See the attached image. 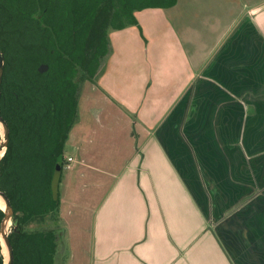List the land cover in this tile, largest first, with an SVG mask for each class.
<instances>
[{
  "label": "crops",
  "instance_id": "obj_1",
  "mask_svg": "<svg viewBox=\"0 0 264 264\" xmlns=\"http://www.w3.org/2000/svg\"><path fill=\"white\" fill-rule=\"evenodd\" d=\"M157 14L183 22L179 40L153 38L170 54L148 64L138 35L150 37ZM134 16L137 27L111 29L109 53L78 90L62 232L71 238L88 209L67 206L74 173L104 186L88 210L90 264H264V0H177ZM186 43L209 49L191 56Z\"/></svg>",
  "mask_w": 264,
  "mask_h": 264
},
{
  "label": "trees",
  "instance_id": "obj_2",
  "mask_svg": "<svg viewBox=\"0 0 264 264\" xmlns=\"http://www.w3.org/2000/svg\"><path fill=\"white\" fill-rule=\"evenodd\" d=\"M176 4L177 0H0V117L9 129L0 158V192L9 200L17 226L8 235L12 264H55L56 230L31 226L44 224L47 217L56 220L65 144L77 117L76 78L92 81L109 53L104 25L97 23L100 9H111L106 25L120 31L137 27L134 12ZM42 64L48 70L38 73ZM3 216L0 209V224ZM3 260L0 247V264Z\"/></svg>",
  "mask_w": 264,
  "mask_h": 264
},
{
  "label": "rangeland",
  "instance_id": "obj_3",
  "mask_svg": "<svg viewBox=\"0 0 264 264\" xmlns=\"http://www.w3.org/2000/svg\"><path fill=\"white\" fill-rule=\"evenodd\" d=\"M144 15H139L138 18H144L145 20V17H147V12L144 11ZM110 13H111V9L108 7V6H103L100 11H99V14H98V18H97V23L98 26H103L104 25V31L105 33L107 34V37L108 38V34L110 33L111 31V28H109L107 25H106V22L107 20L110 18ZM157 15H160L162 17H160L158 19V21H161L163 18L167 20V18H165V14L162 15V14H157ZM143 16V17H142ZM150 19H152V17H150ZM149 19V20H150ZM157 21V23H152L151 26H148V27H151V29H146V26L144 29H146L145 33L146 34H149L150 37L147 38V40L145 39V37L142 35H138L139 36V50L142 51L141 53V56H139V58L137 60H140V57L141 59H143V62L150 64L149 62V59L154 57H158V56H166L169 52L170 54V47L168 45H173L175 46L174 50L176 53L179 52V49L181 46H183L180 42L179 43H169L168 41H166L165 44V47H167V50H166V53L163 52V50H160L161 48H163V46L161 45V43L158 44V42H154V39L155 36H157L158 33H164V32H167L172 35V36H176L177 35H173V33H178L179 32V28H180V24H182V19H174V20H171L169 19L168 21H161L160 23ZM130 33L133 34V32H135V36L137 35V30H129ZM116 35L118 36V31L115 30V32L113 33V35ZM139 34V33H138ZM95 37L96 35L91 34V37ZM211 37H207L209 40H211V38L213 37L212 35H210ZM144 37V39L142 38ZM179 40L180 37H177ZM122 38H119L118 41L117 39L116 40H113V44L114 43H119L121 41ZM129 40H132V43H134L135 41H133V39H130L128 38ZM109 40L110 39H107L108 41V45H109ZM181 40V39H180ZM210 41H207V43H209ZM153 44H155L153 46ZM111 45V44H110ZM179 46V47H177ZM196 47H197V50H196ZM92 48V46H91ZM186 48H187V53L191 56H199V55H202L203 52H207V49H209V45H204V44H195V43H189V45H187L186 43ZM138 50V49H137ZM92 52V49H89V53L91 54ZM177 60H178V57H177ZM173 64H174V59H171L170 60ZM159 62V60H158ZM155 62L152 61V64H154ZM142 67V66H140ZM143 68V67H142ZM144 68H145V65H144ZM82 71H79L78 73V76L80 75ZM76 81L78 82V84L80 85V88L83 89L84 85L87 83L86 81L84 82H81L78 77L76 78ZM95 140L96 139V136L94 137ZM68 145V144H67ZM67 145H65V150H64V155L66 157H72V158H75L76 157V151L72 148V147H67ZM71 169L75 166V164L73 163H70L69 164ZM102 169V168H100ZM72 172V170H66L64 168L63 170V175H62V181L65 180L64 178V175H70ZM94 175V172L91 171V177ZM74 176V177H73ZM104 179L107 180V178L104 177ZM103 181V180H102ZM69 182L70 184H72V188L73 190H78V192L76 194L73 195V197L71 198V201L69 202V205H72V204H76L78 207H82V204L83 205H86L88 206V209L87 207L83 208V209H79V216H80V220L79 222H75L77 225H78V230L76 228V224L73 222L72 223V227L70 228L69 230V234L71 232V238H67L66 236V233L62 232V229H61V225L60 223L58 222V218H56V220H54L53 218L51 217H47L44 224H40V225H33L31 226L32 228H42V230H48V229H55L56 232H57V235H58V244H57V254H56V261H55V264H90L91 262V258H90V255H89V245H90V228H92V224L90 223L88 225V210L93 206L98 203V200L101 198V193H103V189H104V186L99 185L98 189L93 186L90 182H81V183H78V181L75 179V174L73 173L72 175V179L69 177ZM106 185V183H103ZM102 186V187H101ZM64 189H65V185H62L61 187V190H63L64 192ZM85 190V193L84 191L82 190ZM72 191V190H71ZM66 192H67V187H66ZM96 192V193H95ZM83 193H84V196H83ZM94 193V194H93ZM62 197H64L63 193L61 194ZM76 195V196H75ZM64 199V198H62ZM66 204V203H65ZM64 204V205H65ZM65 209V208H63ZM86 221V222H85ZM8 233H10V228L7 230ZM78 235H77V233ZM71 248L74 252V255H73V260L70 259L71 257Z\"/></svg>",
  "mask_w": 264,
  "mask_h": 264
},
{
  "label": "water",
  "instance_id": "obj_4",
  "mask_svg": "<svg viewBox=\"0 0 264 264\" xmlns=\"http://www.w3.org/2000/svg\"><path fill=\"white\" fill-rule=\"evenodd\" d=\"M3 68H4L3 58L0 54V85H1V80H2L1 78H2V69ZM46 70H48V66L46 64H42L39 66L37 71H38V73H43ZM0 125H1V128L3 130V135L1 136V134H0V137H1L0 138V155H1L0 158H1L2 156H4V153L6 151L7 142H8V138H9V129L1 117H0ZM0 199H2L4 204H5L4 209L0 208L4 213L3 219H2L1 224H0V242L3 241V245L5 246V249L7 252V260H6V262H4V260H5L4 259L3 263L4 264H12L13 253H12L11 246L9 244L10 243L9 238H8L9 233L6 232V227L10 223L9 228L10 229L13 228V231L16 232L17 226H16V224L13 223V220H12L13 212L11 210L12 207L10 206L9 200L1 192H0ZM0 247H2L1 243H0ZM1 253H2V250H1ZM2 255H3V253H2Z\"/></svg>",
  "mask_w": 264,
  "mask_h": 264
},
{
  "label": "bare ground",
  "instance_id": "obj_5",
  "mask_svg": "<svg viewBox=\"0 0 264 264\" xmlns=\"http://www.w3.org/2000/svg\"><path fill=\"white\" fill-rule=\"evenodd\" d=\"M0 134H1V136L3 135V130H2V128H1V125H0ZM1 156V155H0ZM0 208L1 209H4L5 208V204H4V202H3V200L2 199H0ZM9 225H10V223L7 225V227H6V232H8L7 230L9 229ZM1 243V250H2V253H3V255H4V262H6V260H7V252H6V249H5V246L3 245V241L2 242H0Z\"/></svg>",
  "mask_w": 264,
  "mask_h": 264
},
{
  "label": "built area",
  "instance_id": "obj_6",
  "mask_svg": "<svg viewBox=\"0 0 264 264\" xmlns=\"http://www.w3.org/2000/svg\"><path fill=\"white\" fill-rule=\"evenodd\" d=\"M71 161V159L70 158H67L66 160H65V164L67 163V162H70ZM66 167H68L67 165L65 166V168Z\"/></svg>",
  "mask_w": 264,
  "mask_h": 264
}]
</instances>
